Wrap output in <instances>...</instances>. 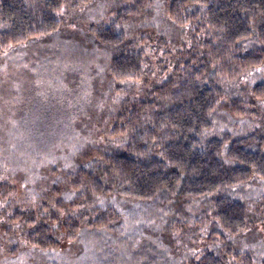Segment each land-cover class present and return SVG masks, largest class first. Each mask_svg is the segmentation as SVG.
Returning a JSON list of instances; mask_svg holds the SVG:
<instances>
[{"label": "trees", "instance_id": "16d2710c", "mask_svg": "<svg viewBox=\"0 0 264 264\" xmlns=\"http://www.w3.org/2000/svg\"><path fill=\"white\" fill-rule=\"evenodd\" d=\"M90 1L0 0V51L55 33L64 16ZM118 1L109 22L90 31L112 50L110 78L133 92L141 87L140 93L117 100L99 117L105 144H90L75 164L52 166L26 195L1 182L0 224L9 225L8 237L52 252L62 242L76 243L83 230L119 232L131 218L147 228L156 222L170 252L188 249L178 264H256L257 257L234 240L264 221V0H163L165 16L183 28L188 42L174 49L159 35L156 65L148 46L153 31L146 27L152 1ZM248 71L254 79L238 75ZM223 112L261 119L247 132L226 128L207 135ZM123 137V146L108 143ZM255 181V197L232 194ZM111 196L144 212L123 215L107 202ZM157 198L164 204L150 215ZM194 203L204 211L186 206Z\"/></svg>", "mask_w": 264, "mask_h": 264}, {"label": "rangeland", "instance_id": "374dc122", "mask_svg": "<svg viewBox=\"0 0 264 264\" xmlns=\"http://www.w3.org/2000/svg\"><path fill=\"white\" fill-rule=\"evenodd\" d=\"M151 1L154 8L149 12L146 27L153 31L148 46L152 50L151 61L156 65L154 56L162 57L161 45L156 41L159 35L174 49L182 48L188 36L182 27L167 19L163 0ZM117 4L118 0H91L83 10L64 16V25L55 33L0 51V183L11 185L13 193L26 195L32 187L44 183L52 166L59 170L62 166L67 168L90 144H105V138L99 134L101 127L97 126L99 117L133 90L110 78L106 65L112 50L95 41L90 26L107 24L110 11ZM118 85L121 87L116 90ZM138 88L135 95L140 93L141 87ZM221 114L216 128L207 135H216L226 128L247 132L259 126L261 119H233L226 112ZM218 125L225 127L220 129ZM259 186L255 181L232 194L255 197ZM162 200L157 198L150 203V215L155 214V208L162 207ZM107 202L123 215L132 217L144 212L116 196L109 197ZM186 206L193 212L204 211L201 203ZM8 226L0 224V264L5 259L10 264H178L188 251L184 248L170 252L165 245L168 237L164 232H156V222L147 228L131 218L123 222L119 232L83 230L76 243L62 242L52 252L33 250L22 239L8 237ZM161 226L164 224L160 225L162 229ZM234 243L257 257L258 252L264 251V221H257ZM259 261L263 262L264 257Z\"/></svg>", "mask_w": 264, "mask_h": 264}, {"label": "clouds", "instance_id": "9594fccd", "mask_svg": "<svg viewBox=\"0 0 264 264\" xmlns=\"http://www.w3.org/2000/svg\"><path fill=\"white\" fill-rule=\"evenodd\" d=\"M78 7H79L81 10H83V8L86 7V6H85V5H78ZM59 11H60V12H64V8L61 7V8L59 9ZM69 14H71V13H69ZM92 18H94V17H92ZM262 63H264V62H262ZM144 67H147V65H144V66L140 69L141 73H143V68H144ZM255 70H256V71H259V65H257V66L255 67ZM100 71L103 72L104 69L101 68ZM144 74H146V73H144ZM238 75L242 76L243 80H252V79H254V78L252 77V73H251V71H248V72H247V75H244L243 73H238ZM239 82H242V81H239ZM137 86H139V83H138V82H137ZM120 95H123V93H121ZM262 103H264V101H262ZM220 127L223 128V127H225V125H220ZM100 139L103 140L104 138L101 137ZM125 139H126V137H123V138H117L116 140H109L108 143H118V144H120L121 146H123V143H124V140H125ZM225 148H226V145H225ZM220 155L223 156V151H221ZM53 162H54V161H53ZM224 162H225V163H232V160L225 158V161H224ZM233 187H235V185H233ZM71 195H75V193L73 192ZM71 195H66V196H65V200L71 199ZM97 202L100 204L101 207L104 206V201H103V199H100V200L97 201ZM61 215H63V211L61 212ZM53 227H55V225H53ZM218 243H219V242H218ZM245 247H247V245H245ZM190 251H191V250H190ZM193 254H195V253L193 252ZM260 257H264V252H258V253H257L256 264H260V261H259V258H260ZM2 264H10V261H9L8 259H5V260L2 262Z\"/></svg>", "mask_w": 264, "mask_h": 264}]
</instances>
